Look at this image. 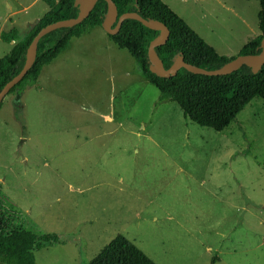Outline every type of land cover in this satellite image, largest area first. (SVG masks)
Returning <instances> with one entry per match:
<instances>
[{
  "label": "rangeland",
  "instance_id": "obj_1",
  "mask_svg": "<svg viewBox=\"0 0 264 264\" xmlns=\"http://www.w3.org/2000/svg\"><path fill=\"white\" fill-rule=\"evenodd\" d=\"M14 1L29 3L0 0V19ZM163 1L222 55L259 35V2ZM123 55L130 77L108 69V56L66 72L59 58L44 74L47 92L3 103L0 232L58 235L36 264H88L118 235L156 264H264V101L216 132L175 102L156 107L158 89Z\"/></svg>",
  "mask_w": 264,
  "mask_h": 264
},
{
  "label": "trees",
  "instance_id": "obj_2",
  "mask_svg": "<svg viewBox=\"0 0 264 264\" xmlns=\"http://www.w3.org/2000/svg\"><path fill=\"white\" fill-rule=\"evenodd\" d=\"M81 0H43L48 12L33 25L24 38L18 30L1 34V41H15L12 50L0 59V93L25 67L29 50L36 35L44 28L60 21L77 19ZM259 2V35L245 45L237 55L219 54L205 42L181 17L162 0H112L118 18L126 13L137 14L145 21L159 23L168 28L166 44L156 47L154 54L165 70L182 60L191 67L216 71L232 64L242 56L259 55L264 50V0ZM108 13L106 0H98L90 15L81 23L49 31L39 41L35 62L24 79L6 96L22 92L37 84L43 68L53 62L76 38L88 29L102 27ZM116 23L114 25V28ZM162 36L160 31L146 27L140 20H124L115 35H109L114 44L127 51L136 61L142 75L155 86L160 97L156 107L170 101L178 104L185 118L193 123L222 132L238 117L253 99L264 101V63L258 67L248 65L223 76H207L181 68L177 74L164 78L152 70L148 59L152 43ZM3 102L0 104V110ZM1 194V190H0ZM56 234H36L18 228L9 233L0 232V264H36L35 254L59 243ZM88 264H156L125 236L118 235Z\"/></svg>",
  "mask_w": 264,
  "mask_h": 264
},
{
  "label": "crops",
  "instance_id": "obj_3",
  "mask_svg": "<svg viewBox=\"0 0 264 264\" xmlns=\"http://www.w3.org/2000/svg\"><path fill=\"white\" fill-rule=\"evenodd\" d=\"M82 1H84V0H81L80 3ZM164 3L167 4L166 2H164ZM41 4H44L46 7H42V11L40 12V14H38V16L36 18H29L32 10H34L37 6H39ZM48 10H49L48 6L43 2V0H29V3L25 6H23L22 4H20L17 1H14V4H11V5L8 4L7 14L2 19H0V49L2 50V48H4L3 52H1V54H0V57L3 58L6 54H8L12 50V48L14 47V45L16 43L15 41H13L11 43L2 42L1 41V34L3 32H8L11 29L16 28L18 30L19 39H22V37L20 36V29L22 28L25 35H26L27 32L29 31V29L33 25H35L48 12ZM112 28L114 29V26ZM258 30H259V28H258ZM109 35L110 34H108L104 28V24L102 27H95V28L88 29L81 37L73 39L69 43L68 47L53 62H51L49 65H47L43 68L36 85L27 86L25 88V90L22 92H15L11 95L6 96L3 103L4 104L9 103V104H11V107L14 108L15 106H19L23 102V100L28 98V96H30V94H33V92H36L39 95L47 92L48 89L46 88V86L43 83L44 74L46 73V70H49V68H51L53 66V64L59 58L62 59L61 70H62V72H66L68 70H71L72 66H77L80 64V62H83L84 56L88 57V58L92 57V56H94V57H102V55L108 56V59H106L104 61L105 65L107 63H109L108 65H106L107 68L108 67L113 68L116 66V63H117L120 65V68L117 70H118V73L121 74V77H130V71H125V67L128 65L127 57H125V55H123V52L125 50L119 49L114 44V42L110 39ZM254 38H252V40ZM3 45H6V47H3ZM75 45L80 46V47L82 46V49L78 50V51H73ZM125 52H127V51H125ZM237 54H235V55H237ZM235 55H229L228 57H232ZM133 60H134V58H133ZM96 66H98V65H96ZM102 67H104V66H102ZM102 67H101V70L103 69ZM140 73H141V71H140ZM141 75H142V73H141ZM64 76H66L65 80H67V76L69 78H72L73 73H71L69 75H64ZM112 76H113V73H112ZM143 78L145 80H147L144 76H143ZM106 121L108 124H110V123H112V118L106 116ZM106 146L107 145H103L102 149H105ZM80 148H82V147H80ZM92 148H94V147H92Z\"/></svg>",
  "mask_w": 264,
  "mask_h": 264
},
{
  "label": "water",
  "instance_id": "obj_4",
  "mask_svg": "<svg viewBox=\"0 0 264 264\" xmlns=\"http://www.w3.org/2000/svg\"><path fill=\"white\" fill-rule=\"evenodd\" d=\"M97 2H98V0H91L88 3V6L85 9V11L81 12L77 19H69V20H65V21H60L56 24H53L51 26H48V27L42 29L36 35V37L34 38V40L32 42L31 48L29 50L28 60H27L25 67L1 91V93H0V104L4 101L7 93L12 88H14L16 85H18L24 79V77L27 75L28 71L32 68V66L35 62V59H36L37 48H38V43H39L40 39L46 33H48L51 30H54L57 28H62V27H70V26H74V25L81 23L83 20H85L90 15V13L93 11L94 7L96 6ZM106 2L108 3V13L106 16V20L104 22V28L108 34L115 35L120 30L121 25L124 22V20H126L128 18L140 20L146 27L153 29V30H156V31H160L163 34V37H160L161 39L159 38L158 40H156L154 43L151 44V46L149 48V52H148V59L153 65L152 70L156 71L158 74H160L164 78H170V77L175 76L181 68H186L189 71H192L194 73L207 75V76H223V75H228V74L232 73L233 71L240 69L244 65L250 66L251 63H259L258 65L254 66V67H258L262 63H264V50H263V52L260 53L259 55L242 56L239 59H237L235 62L232 63V64H234L233 66H231L232 64H230V65L224 67L223 69L216 70V71H206L204 69L191 67V66H188L187 64H185L182 60L178 61L170 70H165L162 66V63L158 60V58L154 54V49L156 47H159V46L166 44V42L170 36V32H169L168 28L159 24V23H152L149 21H145L141 17H139L137 14L126 13V14L121 15L118 18V11L115 8L112 0H106ZM115 23H116V26L113 29L112 27L115 25Z\"/></svg>",
  "mask_w": 264,
  "mask_h": 264
},
{
  "label": "bare ground",
  "instance_id": "obj_5",
  "mask_svg": "<svg viewBox=\"0 0 264 264\" xmlns=\"http://www.w3.org/2000/svg\"><path fill=\"white\" fill-rule=\"evenodd\" d=\"M82 6H84V5H82ZM88 6V5H87ZM83 8V7H82ZM87 8V7H86ZM163 37V36H162ZM161 39V38H160Z\"/></svg>",
  "mask_w": 264,
  "mask_h": 264
}]
</instances>
